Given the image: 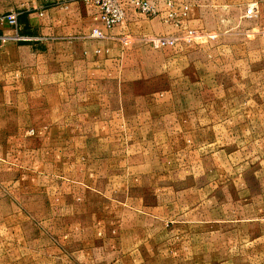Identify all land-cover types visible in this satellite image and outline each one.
<instances>
[{
    "label": "rangeland",
    "instance_id": "374dc122",
    "mask_svg": "<svg viewBox=\"0 0 264 264\" xmlns=\"http://www.w3.org/2000/svg\"><path fill=\"white\" fill-rule=\"evenodd\" d=\"M193 7L201 10L191 24L188 12L178 25L162 19L170 27L163 31L136 24L132 35L117 36L122 42L115 48L107 34L98 41L110 46L107 54L134 58L138 83L125 76L120 83L139 88L141 103H155L153 115L165 113L179 124L169 128L170 141L133 142L128 130L122 142H89L77 118L75 138L46 142L37 129L49 113L0 110V264L264 259L254 237L233 239V253L219 254L218 239L206 237L211 224L198 222L212 199L264 201V0H191ZM132 14L115 27L156 17ZM151 38L168 41L157 45ZM68 132L60 131L74 134ZM117 169L122 174L112 175ZM121 186L124 198L116 200ZM158 201L166 207L148 208ZM252 215L250 234L259 235L260 214ZM237 221L222 220L220 230Z\"/></svg>",
    "mask_w": 264,
    "mask_h": 264
},
{
    "label": "crops",
    "instance_id": "0c3cea01",
    "mask_svg": "<svg viewBox=\"0 0 264 264\" xmlns=\"http://www.w3.org/2000/svg\"><path fill=\"white\" fill-rule=\"evenodd\" d=\"M178 1L191 7V0ZM221 3L219 1L214 5L222 6ZM200 10L194 7L191 11L188 10L189 24L198 21L195 16ZM12 13L18 14L16 30H11L12 26L8 21ZM162 19L164 20V14L146 22L141 20L137 23V19H134L135 23H123L107 29L100 16V8L85 3L84 0H0V110L10 114L16 110L29 112L35 108L36 111L49 113L37 129L43 130L39 133L40 139L46 142L55 143L75 138L76 132L71 128L79 126L77 118L82 119L80 124L86 129V136L81 138L89 142H122L123 133L128 130H131V134L127 136L133 142L170 141L169 128L172 123H177L167 120L165 113L159 114L162 116L153 115L155 103H141L139 88H127L129 83L124 86L120 83L124 76L132 83H138V74L132 69L134 58L119 52L107 54L111 51L110 46L101 44L98 42L101 40L86 34L90 29L91 32L93 28H100L108 35L105 39L107 43L112 41V47L115 48L121 46L122 42V37L117 36L130 35V30H134L136 24L151 23V28L160 31L169 29ZM16 34L23 38H13ZM76 39H81L82 42ZM78 85L82 88H78ZM33 100L35 107L31 104ZM141 125L147 127L144 133L140 132ZM2 127L4 126H0V132ZM5 127L11 128L10 119ZM61 129L64 132L70 130L74 134H61ZM9 136V132H6L3 139L6 140ZM116 172L112 175L122 174L120 169ZM115 198H124L122 186L115 187ZM229 202L221 204L222 202L210 200V209L198 221L211 224L212 230L207 232L206 237L218 239L217 248L213 247L216 241L212 242L213 253H216L215 248L219 254L233 253V239L246 240L254 237L260 240L259 254L264 256V208L255 210L257 212L250 209L253 206L264 207V201H257L256 205L252 201ZM151 207L154 210L166 205L158 201L157 205H150L148 208ZM258 212L261 219L259 235L252 236L250 220L252 214ZM228 217L237 219L236 223L240 224H226L220 230V222ZM246 221L250 222L249 225ZM243 224L248 225L247 230L239 229ZM239 262L236 264H246ZM260 264H264L263 258Z\"/></svg>",
    "mask_w": 264,
    "mask_h": 264
},
{
    "label": "built area",
    "instance_id": "2783aa9c",
    "mask_svg": "<svg viewBox=\"0 0 264 264\" xmlns=\"http://www.w3.org/2000/svg\"><path fill=\"white\" fill-rule=\"evenodd\" d=\"M100 8L101 19L107 29H112L122 23L130 13H140L145 17H154L164 14L166 22L178 25L180 20L188 14L189 6L178 0H85ZM162 5L165 6L162 8ZM252 11V10H251ZM12 27L18 25V14L12 13L8 17ZM197 34V33H194ZM90 36L96 39L104 38L105 32L100 28H93ZM196 36V35H195ZM21 39L19 35L15 36ZM154 44H162L168 38H151Z\"/></svg>",
    "mask_w": 264,
    "mask_h": 264
}]
</instances>
